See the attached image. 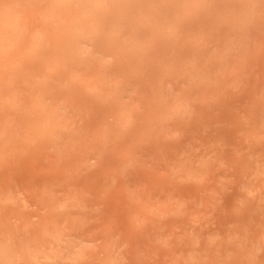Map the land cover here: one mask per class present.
Masks as SVG:
<instances>
[{
    "label": "bare ground",
    "instance_id": "obj_1",
    "mask_svg": "<svg viewBox=\"0 0 264 264\" xmlns=\"http://www.w3.org/2000/svg\"><path fill=\"white\" fill-rule=\"evenodd\" d=\"M0 264H264V0H0Z\"/></svg>",
    "mask_w": 264,
    "mask_h": 264
},
{
    "label": "rangeland",
    "instance_id": "obj_2",
    "mask_svg": "<svg viewBox=\"0 0 264 264\" xmlns=\"http://www.w3.org/2000/svg\"><path fill=\"white\" fill-rule=\"evenodd\" d=\"M227 110H228V108L224 111V113H226ZM224 113H222V115H228V114H224ZM219 129H221V128H219ZM230 196H231V192H229V194L224 198L223 202H224V204L226 203L225 206L228 205V203H229L228 200L230 199ZM112 200L110 199V201H112ZM224 225H225V223L221 226L220 229H223ZM74 228L77 230H81V231H88L91 233V237H90L91 240L96 241L99 238V239H101L99 241L100 243L103 241H106V244H113L114 240L116 238V235L121 234V232H120L121 225L118 226V224L112 225V224L106 223L103 217H101L98 220L93 221V223H85L80 228H77V227H74ZM108 249H110V248H108ZM104 256H105L104 252H102L101 254L98 255L99 259L104 257Z\"/></svg>",
    "mask_w": 264,
    "mask_h": 264
}]
</instances>
